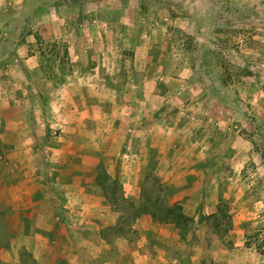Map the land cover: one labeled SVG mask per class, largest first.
Here are the masks:
<instances>
[{
    "label": "rangeland",
    "instance_id": "obj_1",
    "mask_svg": "<svg viewBox=\"0 0 264 264\" xmlns=\"http://www.w3.org/2000/svg\"><path fill=\"white\" fill-rule=\"evenodd\" d=\"M12 114L19 148L86 152L118 198L113 246L156 243L132 219L160 197L195 217L160 233L163 263L264 264V0H0Z\"/></svg>",
    "mask_w": 264,
    "mask_h": 264
},
{
    "label": "crops",
    "instance_id": "obj_2",
    "mask_svg": "<svg viewBox=\"0 0 264 264\" xmlns=\"http://www.w3.org/2000/svg\"><path fill=\"white\" fill-rule=\"evenodd\" d=\"M13 108L9 106L10 114L15 112ZM1 116L0 264H166L160 260V233H166V227L177 229L173 223L142 213L132 224L133 231H153L156 243L113 246L109 240L117 223L109 221L120 210L97 175L91 174L92 167L82 161L86 152L71 145L44 154L35 146L37 137L32 134L19 148L16 115ZM141 180L132 175L124 189L141 191ZM114 235L127 237L121 230ZM169 237L171 233H166L164 239Z\"/></svg>",
    "mask_w": 264,
    "mask_h": 264
},
{
    "label": "trees",
    "instance_id": "obj_3",
    "mask_svg": "<svg viewBox=\"0 0 264 264\" xmlns=\"http://www.w3.org/2000/svg\"><path fill=\"white\" fill-rule=\"evenodd\" d=\"M97 181L104 187V189L110 194L109 197H112L117 205V199L115 197V191L110 190L108 186L101 183V175L97 176ZM160 197L157 198H148L147 201L138 209L135 213L132 220H136L137 216L142 213H151L153 218L159 222H171L176 227L182 228L184 231H187L190 226L194 223L195 217L190 216L186 213L184 206L181 203L175 202L174 204H170L168 202L160 203ZM159 206V207H158ZM217 216L216 214L212 215ZM122 232L124 230L120 229ZM119 231V230H118Z\"/></svg>",
    "mask_w": 264,
    "mask_h": 264
}]
</instances>
